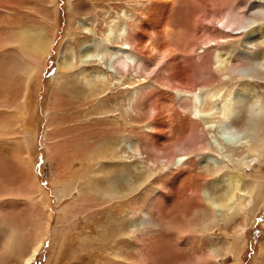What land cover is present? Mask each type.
Segmentation results:
<instances>
[{"label":"rangeland","instance_id":"374dc122","mask_svg":"<svg viewBox=\"0 0 264 264\" xmlns=\"http://www.w3.org/2000/svg\"><path fill=\"white\" fill-rule=\"evenodd\" d=\"M173 1L0 0V246L5 238H12L5 264H19L17 253L27 254L37 236L44 234V245L31 264H137L138 253L144 255V264H264V153L249 151L258 141L264 143V118L257 120L262 114L264 117V47L258 43V34L251 38L244 35L257 26L259 8L246 11L244 6L252 0H233L234 8L239 3L242 7L244 34L232 31L228 37L222 35L221 44L232 47L231 68L235 71L220 76L211 60L216 47L213 43L205 47L206 32L194 28L203 11L211 19L215 11L211 0ZM147 21L159 26L155 33L145 26ZM207 24L204 22L205 28L211 27ZM114 25L121 29L118 46L132 29L149 30L150 42L179 47L181 57L173 62L151 57L144 47V35L140 46L128 52L130 71L115 75L116 56L110 47L116 44L117 31L108 37L105 33ZM19 30L26 32L29 48L37 36L51 40L46 58L32 53L20 58L11 42ZM182 32L190 33L193 51L178 39ZM86 39L89 55L83 69L91 91L82 85L79 56L73 57L68 74L58 72L56 65L60 55L70 60V52L78 54ZM105 46L109 49L102 54ZM145 64L147 72L143 71ZM211 87L229 92L231 120L256 123L246 129L248 132L234 136L226 122L210 121L212 127L204 129L205 139L197 142L204 146L198 148L197 144V151L181 158L191 161L186 165L187 177L184 175L180 186L170 193L164 192L161 213H152L155 225L145 224L140 219L144 202L161 188L162 176L167 175L154 158L174 142L187 140L192 126L187 111L191 97L196 94L202 102L201 92ZM146 88L153 95V101L144 104L146 109L177 110L171 129L165 118L148 117L150 111L148 116H140L133 107L131 98ZM154 121L164 123L165 128L160 131ZM107 141L114 150L100 155ZM133 141L138 142L139 156L130 150ZM220 142L229 145L228 150L220 148ZM208 156L226 166L220 179L237 174L242 181L241 191L231 201L234 203L229 202L228 210H215V225L201 238L194 230L206 213L202 197L210 191L213 175L206 171L210 165L205 168L195 163ZM94 174L98 180L102 178L101 183L91 181ZM145 174L151 179L141 183ZM256 180L261 186L258 195L252 191ZM110 181L116 185L117 198H99L98 191L105 190ZM37 188L44 194L42 201L34 198ZM54 189L71 190L70 196L56 203ZM256 203L263 205L254 211ZM241 205L247 226L242 246L235 249L236 226L241 222L236 208Z\"/></svg>","mask_w":264,"mask_h":264},{"label":"bare ground","instance_id":"6f19581e","mask_svg":"<svg viewBox=\"0 0 264 264\" xmlns=\"http://www.w3.org/2000/svg\"><path fill=\"white\" fill-rule=\"evenodd\" d=\"M176 1L177 0H174L172 2V4H175ZM231 1H232V3H230L228 0H211L212 5L214 6V10H215L213 15L211 16V19L206 17L205 13L203 11L202 17L198 16L196 18L195 23H194L195 31L204 29L203 31L206 32L207 38L205 39L206 43L204 46L206 47L207 45L213 43V45L216 47V48H214V50H212V53H211L212 59H211V56H210V59L212 61H214V63L217 65L214 72H217L218 75H220V76H224V74H227L228 71H232V72L235 71V69H232L233 66L231 68L232 60H231L230 53H231L232 47H230V49H229V48H227L221 44L222 35H225L226 37H228L230 35V32H232V31L235 32L234 34H242L244 32L241 30V29H243L242 23H241V21H242L241 20V18H242L241 13L243 11L239 12V10H240L239 8L241 7L240 6L241 4L237 3L238 5L235 6V8H234L232 6L234 1L233 0H231ZM254 8H259V11L256 12V14L258 15V18H255V20H257V26L255 28H252V29L250 28L249 31H247L245 34L244 33L243 34L246 35L247 38L248 37L251 38V36L254 33L258 34V36H259L258 43H259V45L264 47V0H252L251 4H249V6L248 5L244 6V10L247 9L246 11L252 10ZM254 11H255V9H254ZM163 14H164V12H163ZM203 20H204V22L208 23L207 25L210 24L211 27L205 28L206 26L203 25L204 22L202 23ZM217 25H220V28H219V26L217 27ZM145 26L146 27L150 26V29L152 28L153 33H155L156 29L159 27V26L155 25V23H153V21H152V23H149L147 21L145 23ZM82 29L84 31V34H86L87 29L84 27ZM245 29L246 28H244V30ZM120 30L121 29L118 30V27L114 25V26H109L105 32L106 36L108 37L111 35L112 32L117 31V34H115L116 35L115 36L116 41L114 42L116 44L114 46L110 47L113 50L112 53L116 56V58L114 59L115 61H114L113 66H112V69L117 73L115 75L127 73L130 71L131 68H129L130 65H129L128 61L131 60V58H130V54L128 52L132 49L135 50L138 46H140V43L142 42L144 35L147 38V40L144 39L145 40L144 41V43H145L144 47L146 49H148V55L149 54L152 55L151 57L160 56L163 61L169 58V62H173L176 58L181 57L182 51L180 50L179 47L177 48L174 46H166V45L160 47V46H158V43H156L155 41L150 42V40H152V38H151V35L149 34V30L143 31V33H142L139 30L134 32V30L132 29L131 33H126L125 36H123L121 38L120 45L118 46V41L120 40V34L118 32H120ZM189 34L186 35V33L182 32L180 34V36L178 37V39L183 43V45H185L186 47L188 46L186 49H191L193 51L194 50L193 47H195V46L192 43H190ZM26 35H27L26 32H24L22 30L16 31L15 35H13V39L11 41L12 44H14L16 46L17 54H20V58L23 59L25 56H28L29 53H30V55L32 53L33 57L37 56L38 54H41L44 58H46V56L48 54L49 47H50L51 40L48 42V40L45 37L37 36L36 41L32 42V44H31L32 46H31V48H29L30 46L29 45L27 46L25 43V36ZM255 36H257V35H255ZM88 42H89V39H86V41L83 42V44H82L83 48L78 50V54L76 52H70L69 53V55H71L70 60L66 59V58L64 59V58H62V55H60L58 60H57L56 65H57L58 72L63 71V74H68V71H70L72 69V62L71 61H72L73 57L75 58V56L76 57L79 56L80 57V65H79L80 66L79 67L80 68V74L82 75V79H83L82 85L88 87V90L91 91L92 90L91 84H89L88 80L86 79L88 74L83 69L84 66L86 67L85 63L88 61L87 56L89 55L88 49H87L88 46L84 45V44H86ZM107 49H109V48L107 46H105V48L103 49L104 51L102 50L103 52H101V53L102 54L105 53L107 51ZM162 50H163V52H162ZM102 54H99V55H102ZM262 56H263V65H264V54ZM93 60H94V58H93ZM76 63H78V62H76ZM163 64H165V62ZM76 66H78V65L76 64ZM143 68H144L143 71H145V72L148 71L147 64H145ZM262 70L264 71V67L262 68ZM228 75H230V74L228 73ZM238 75H239V73H238ZM57 82L59 83V81H57ZM103 85L105 86V84H103ZM220 90L221 89L218 87H211V88L204 89L201 92L202 102L198 101L199 96H197L196 94H193V96L191 97L192 99L190 100L189 108L187 110L189 115H190V120H191V124H192V126L189 130V134L187 135V140L185 142L184 141L183 142L176 141L173 144H171L170 147L168 146L169 148L162 155H158V156L155 155L156 157L154 158L155 159L154 161L157 163V167L159 166L162 168V170H166L165 173H167V175L163 174L164 176H162V178L164 177V180L162 181L161 188L158 189V191H156L153 195H150V197L148 198L146 203L144 202V206H143L144 210L141 211L142 217L140 219L143 222H145V224L148 223V224H151L152 226L155 225L154 224L155 219H153L152 213H154V212L161 213L160 212V206L162 203V197L164 196L163 195L164 192L170 193L171 192L170 190H173L176 187L180 186L179 185L180 180H182V178H184V175L186 174L185 170L188 169L186 165H188L191 162L188 158L184 161H182L181 158L186 156V155H190V154L192 155L194 153L193 152L194 150L198 149L200 146H202V147L204 146V144L199 145L197 142L201 138H202L201 141L205 139V137H203L205 134L204 129L208 130L212 127L211 125H209L210 121H212L213 119H220V120L226 122L228 124L227 129H229V133L233 134L234 136L241 135L243 132L247 131L246 129H248V127L250 125H252L253 123H256V122H251L247 119H240V118L239 119L235 118V119L231 120L232 115H231L230 103H229V99H228L229 92L226 91L224 93H221ZM137 92H139V91L136 90L135 93H137ZM133 94H134V92L131 95H133ZM181 96H182L181 97L182 99H185V97H186V96H184V92H182ZM131 99L134 100L133 107L137 108L139 111L138 115H140V116L147 115L148 116V112L150 111V112H152V115H149L148 117L157 116V118L159 120L165 118L163 120L167 121L166 124L171 129L170 121L173 122L172 118L174 117V112H176L177 110L170 109V110L164 111L163 109L162 110L158 109L157 107H153L152 105H150L152 107H150L149 109H146L144 104L145 103L149 104L150 102L153 101V95H152L149 88L142 90L139 94H136L135 98L132 97ZM179 101L181 102V99ZM178 102H177V104H178ZM180 107H182V106H180ZM192 115L195 118H191ZM260 117H257V118H259L257 120L261 121L264 118L263 114ZM152 121H153V119H152ZM163 125H164V123H162V122L158 123V121H156L154 126H156L160 131H162L163 128H165V127H163ZM154 126H152L153 129H154ZM152 128H150V129H152ZM203 143H204V141H203ZM205 143H208V142H205ZM238 143H241V142L238 141ZM197 144L199 145L198 148H196ZM217 144L220 148L228 150L229 145H227L226 143L220 142ZM208 146L211 147V145L209 143H208ZM235 146L237 147L236 144H235ZM212 148H213V152L216 153L218 149L215 146H212L211 149ZM203 149H205V147ZM263 149H264L263 141H258L256 144H254L252 146V148L249 149V151H250V153L254 152L255 154L261 155V153L262 154L264 153ZM112 150H114V148L109 147V143L107 141L106 149H100L99 153H100V155L101 154H109ZM130 150L134 156L140 155V149L138 147L137 141H133L130 144ZM203 151L204 150H202V153L206 152L207 149L204 152ZM157 152L158 151H156V153ZM211 152H212V150H211ZM241 152H242V150H241ZM94 153H96V152H94ZM240 154H242V153L239 152L238 155H240ZM210 160H211V158L208 156V157H205L204 159L200 160V162L196 161V163H195V164H199V165L203 164L205 166V168L209 167L208 165H210L211 168L209 170H206V171H209L210 175H213V176H211V177H213V178H211L212 179L211 180V186H210L211 189L206 196L202 197L203 206H204L203 209H204V213H205V211H206V213L203 216H201V218L199 219L200 220L199 226H197V228L195 227V230H194V233L196 232V235L201 237V238L204 237L206 232L210 231V227L215 225L214 224L216 222L215 221V215H216L215 210H219V209H223V208H226V210H228L229 209L228 204H230L229 202L234 200L235 193L236 192L239 193V191H241L240 190V183L242 181L241 178L237 174L236 175L229 174V176L226 179H224V180L220 179L219 175L226 168V166L222 165V163H220V162L216 163V162H214V161L212 162ZM170 166L174 167L173 170L170 168ZM184 166H186V168ZM182 168H185V169L182 170ZM131 175H133V174H131ZM117 176H118V174H117ZM185 176L187 177V175H185ZM95 177H96V175L94 176V178L91 181H99L101 183L102 178L100 177V180H101L100 181ZM142 178H143V181H141V183L148 182L151 179V175L145 174L142 176ZM257 182H259V180H256L254 182V184H256ZM141 183H140V185H141ZM151 183H153V182H151ZM138 184H139V182H138ZM86 186L89 187L88 185H86ZM93 186H94V184H92L91 189H93L95 191L96 189H94ZM95 186L97 188V185H95ZM186 186H188V185L186 184ZM104 187H105V190L103 189V190L98 191V194L100 193V195H101L99 198H108V199L117 198V193H115V191H117V189H116V185L114 184V182L110 181V183H107V184L105 183ZM253 190H254L255 194L258 195L259 191L261 190V186L259 184H256L252 188V191ZM54 191H55V195H54L55 199L54 200L56 201V203H59V202H61V200H64L66 197L70 196V192H71V190L66 192V191H60V190H56V189H54ZM36 193H37V196H35L34 198L37 201H39V200L42 201L43 197H44L43 192H41L39 190V188H37ZM248 193H249V191H248ZM94 195H92V196H94ZM261 196H262V194L260 193V195H259L260 199H262ZM94 197L97 198L98 196H94ZM31 200H33V199H31ZM231 203H234V202H231ZM262 205H263V203H259V204L256 203V205L254 207L252 206V209L254 211H256L258 206H262ZM241 206L239 208H236L237 214H241V222L236 226V228L239 229V234H237V237L234 238V241H233V246L235 249H237L236 247L239 248L240 245L242 246V244L244 242V238H243L242 234H244L243 233L244 229L246 230V226H247V215L244 214V210H243L245 207H243V205H241ZM45 210H46L48 217H50V215L48 213L50 211L48 210V208L46 206H45ZM231 213H232V211H231ZM205 215H209L210 218L208 220H206L204 218ZM225 215H227V214H225ZM44 233H46V231ZM43 236L42 235L37 236V238L34 241V244L30 248V250L27 252V254L17 253V257L20 260L19 264H31L32 263L33 259L36 258L37 253H39L41 251V249L44 245L45 241H44ZM2 242L3 243L0 246V264H5V261L7 263V258L9 257V254L11 253L12 238L7 237V239L5 238V240ZM138 244L141 245V242L138 241ZM137 247L138 246L136 244V246H134V248L136 249ZM145 260L146 259L144 258V255L142 253L137 254V264H144L143 262H145Z\"/></svg>","mask_w":264,"mask_h":264}]
</instances>
